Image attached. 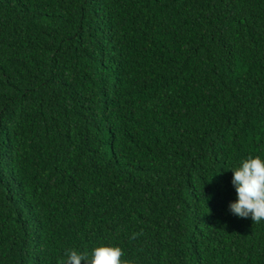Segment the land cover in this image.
<instances>
[{
    "label": "trees",
    "instance_id": "1",
    "mask_svg": "<svg viewBox=\"0 0 264 264\" xmlns=\"http://www.w3.org/2000/svg\"><path fill=\"white\" fill-rule=\"evenodd\" d=\"M0 264H264V0H0Z\"/></svg>",
    "mask_w": 264,
    "mask_h": 264
}]
</instances>
